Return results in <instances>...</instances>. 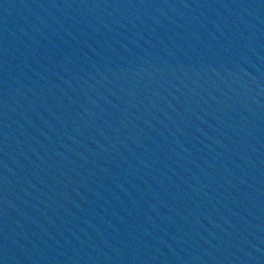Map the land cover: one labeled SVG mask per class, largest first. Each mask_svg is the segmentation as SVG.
<instances>
[{
    "label": "water",
    "instance_id": "water-1",
    "mask_svg": "<svg viewBox=\"0 0 264 264\" xmlns=\"http://www.w3.org/2000/svg\"><path fill=\"white\" fill-rule=\"evenodd\" d=\"M0 264H264V0H0Z\"/></svg>",
    "mask_w": 264,
    "mask_h": 264
}]
</instances>
